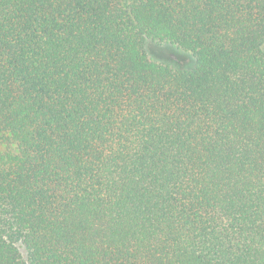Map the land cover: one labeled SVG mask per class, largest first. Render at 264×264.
Segmentation results:
<instances>
[{"label": "trees", "instance_id": "16d2710c", "mask_svg": "<svg viewBox=\"0 0 264 264\" xmlns=\"http://www.w3.org/2000/svg\"><path fill=\"white\" fill-rule=\"evenodd\" d=\"M0 264H264V0H0Z\"/></svg>", "mask_w": 264, "mask_h": 264}, {"label": "rangeland", "instance_id": "374dc122", "mask_svg": "<svg viewBox=\"0 0 264 264\" xmlns=\"http://www.w3.org/2000/svg\"><path fill=\"white\" fill-rule=\"evenodd\" d=\"M163 49L164 50L161 54L165 57L172 58L178 65L186 66L190 64L191 58L189 56L176 51L174 48L168 45H164Z\"/></svg>", "mask_w": 264, "mask_h": 264}]
</instances>
